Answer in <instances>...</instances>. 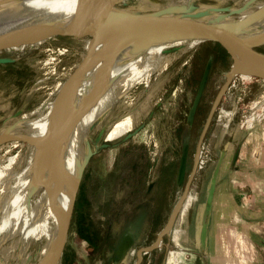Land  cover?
Listing matches in <instances>:
<instances>
[{"label":"rangeland","instance_id":"rangeland-1","mask_svg":"<svg viewBox=\"0 0 264 264\" xmlns=\"http://www.w3.org/2000/svg\"><path fill=\"white\" fill-rule=\"evenodd\" d=\"M144 1L149 7L142 10L136 9L134 12H147L174 4L171 0ZM123 2H125V6L117 7H129L133 0ZM195 4L198 7L207 5L225 7L234 6L235 2L233 0H196ZM176 5L182 4L171 6ZM88 40L89 36L85 34L64 32L52 35L38 48L24 47L19 52L10 46L0 51V57L14 60L10 63L0 64V131L14 119L39 105L58 82L64 81L81 54L85 53ZM190 44L192 41H183L178 46L168 48L163 52L162 56L168 58V63L162 72L156 77H152L147 85L140 82L132 86L118 101L105 107L99 117L90 125L86 133V141L82 143V161L89 152L92 154L83 168L64 247L57 264H70L74 258H81L83 246L80 239L82 236H90L93 241L105 244L104 240L107 237V233L104 232L105 223L109 217L107 214L112 215L113 212H117V143L128 141L126 143L128 147L121 150H128V152L133 150L134 155L139 151L141 161L145 160V163L147 161L146 171L135 168L134 176H130L127 181L133 183L132 189L134 188V190L142 191L144 189L146 183L144 185V182H141L143 174L148 175V179L154 177L152 172L155 168L151 167V164L155 160L161 164L168 163L162 164L163 178H171L174 175L176 166L171 164L178 160L184 167L185 177L189 173L202 122H200L196 133H189L188 129L184 128L180 136L174 135L173 130L178 126L180 120L178 112L182 111L184 106L189 103L188 94L186 95L189 93V88L185 85V79L193 64V59L195 64H200L202 58L206 63L210 54L219 53L213 44L201 42L181 52L184 46ZM260 50L264 52V45L260 47ZM231 64L230 58L226 59L225 65L220 62L215 63L207 93L208 106L226 81ZM239 75H235L229 81L203 140L204 147L211 153L213 161H215L216 149L224 144L233 146L239 152L249 149L255 154L258 147L264 143V80L258 78L255 81L254 79H243V77L240 79ZM231 84L234 85L229 88ZM247 86L250 87V91ZM253 104L257 105L254 111L250 109ZM125 115H130L132 118V126L128 132L133 133V136L125 139L127 132L114 140L106 139L112 124ZM9 141L11 140H2L0 145H7ZM105 143H108L109 146L103 147L102 144ZM17 150V147L12 148L8 155H14ZM142 152L144 155L141 154ZM3 153L4 148L0 150V155ZM173 154L174 157H172ZM127 155L129 154L127 153ZM124 158L125 156H123V160ZM140 167L144 168L142 164ZM198 172L196 170V174ZM125 173L123 172V175ZM230 177L232 178L231 173L228 175L229 179H231ZM131 179L133 181H129ZM241 184V177L236 178L233 185L234 193L247 192V188ZM161 189H166V185H163ZM137 195L140 196L136 192L134 196ZM173 195L175 196V193ZM143 218L145 219V217ZM112 219L117 229V222L127 228L126 226L137 218L135 216L134 218L123 217L117 220L116 216ZM144 219L140 220L144 222ZM238 219L241 218H234L233 221L231 219V223L236 227L245 224ZM250 222L257 227L264 225L263 221L253 220ZM136 224L139 227L141 222H136ZM158 225L162 226L163 224ZM85 228L89 232L86 230L84 232ZM118 235H126L133 239L140 234L129 232V234L120 233ZM155 235L156 232L151 235L150 239H153ZM238 235L241 246L240 234ZM255 235L257 238L260 236L261 241L258 239L259 243L254 242L253 251H255V256L263 258L264 233ZM108 236H114L117 240V232L108 234ZM8 244L9 241H6L2 246L6 247ZM36 244V242L31 243V248ZM116 244L117 241L113 246ZM17 253L16 249L11 252L12 255L7 264L15 263L14 257ZM109 253L113 254L111 251ZM80 262H82L81 259ZM0 264H2L1 260Z\"/></svg>","mask_w":264,"mask_h":264},{"label":"bare ground","instance_id":"bare-ground-1","mask_svg":"<svg viewBox=\"0 0 264 264\" xmlns=\"http://www.w3.org/2000/svg\"><path fill=\"white\" fill-rule=\"evenodd\" d=\"M108 1L110 0H91L88 5L71 1L61 5L56 0H16L13 5L0 9V19H5L0 22V27L42 16L62 18L68 14L79 15L104 6ZM233 1L235 5L229 6V11H217L203 6L191 10L188 16L192 20L213 24H231L238 18L251 14L264 3V0ZM171 2L187 4V0ZM146 7L149 6L144 0H133L124 10L134 12ZM231 10L238 14L233 15ZM255 30L252 34L254 37L264 34V21L257 25ZM51 36L23 37L13 42L11 47L19 52L24 47L38 48ZM96 40L97 35L90 34L85 53L81 54L64 81L58 82L39 105L23 113L0 131V137L12 138L7 145H0V150L4 148V153L0 155L2 264L8 263L14 249L18 250L14 264H47L53 250L52 244L60 224V216L68 207L66 195L81 166L82 143L86 141L90 125L105 107L118 101L132 86L140 82L147 85L152 77L159 75L168 63V58L163 57L162 53L179 44L139 42L121 49L118 44L107 43L94 53ZM195 42L184 46L181 52L191 48ZM241 64L245 68H254L247 61ZM239 74L243 79L250 77L243 72ZM93 92L96 94L87 99ZM70 103L71 115L57 146L52 168L55 184L51 186L50 177L44 167L45 149L50 135L59 126ZM256 106L252 105V111L256 110ZM131 126L130 115L117 119L107 132L106 139L114 140L124 135ZM16 147L17 152L8 155L11 149ZM6 241H9V244L3 247L2 244ZM33 242L37 244L31 248Z\"/></svg>","mask_w":264,"mask_h":264},{"label":"crops","instance_id":"crops-1","mask_svg":"<svg viewBox=\"0 0 264 264\" xmlns=\"http://www.w3.org/2000/svg\"><path fill=\"white\" fill-rule=\"evenodd\" d=\"M232 140L234 141L233 138ZM127 142L117 143V212L107 214L109 217L105 223V244L93 241L90 236H82V262L74 258L70 264H133L136 251L155 240L183 190L189 173L185 177L180 160L171 164L176 166L171 178H163L161 174L163 165L168 163L162 165L155 160L151 164V167L155 168L152 172L154 177L148 179V175L143 174L141 182H144V185L146 183L144 189H132L133 183L127 182L128 179L134 176L135 168L146 171L147 161H141L139 151L136 155L133 150L123 151L128 147ZM215 152V161L194 177L169 234L163 238L162 245L143 253L140 264H264V257L255 256L253 251L254 242L261 241L260 236L257 238L255 234L264 233V225L257 227L250 222H264V143L258 147L255 154L249 149L239 152L229 144L218 147ZM141 154L144 155L143 152ZM178 157L180 158L179 154ZM141 164L144 168L140 167ZM123 172L126 173L123 175ZM230 173L231 179L228 178ZM239 177L241 186L246 187L247 192L237 194L233 192V185ZM163 185H166V189H161ZM134 191L140 196H134ZM116 216L117 220L134 216L137 219L135 223L125 225L127 228L117 222L116 229L112 219ZM237 217L245 224L236 227L231 223ZM139 218L144 219V222ZM136 222H141V225L138 227ZM161 223L163 225L160 227L158 224ZM85 230L89 232L88 229L85 228L84 232ZM114 232H117V240L114 236H108ZM129 232L140 235L133 239L118 235ZM155 232V237L150 239ZM116 241L117 244L113 246Z\"/></svg>","mask_w":264,"mask_h":264},{"label":"water","instance_id":"water-1","mask_svg":"<svg viewBox=\"0 0 264 264\" xmlns=\"http://www.w3.org/2000/svg\"><path fill=\"white\" fill-rule=\"evenodd\" d=\"M61 5L71 1H76L80 5H88L91 0H56ZM16 0H0V9L13 5ZM196 0H188L185 5L166 6L156 10L147 12H130L117 6H125V2L118 0H110L104 6L97 7L93 11H87L82 14H68L62 18H49L42 16L28 20L25 22L10 24L7 27H0V51L23 37L36 35H58L63 32H71L76 34H96L97 40L93 47L95 53L102 45L107 43H115L119 48L125 47L133 43L147 42H176L196 41L195 43L214 42L219 44L232 60L230 70L226 81L218 90L211 104L210 110L200 130L197 141V147L193 156L192 167L186 178L183 190L175 202L169 216L163 227L157 233L155 240L148 246L141 247L136 251V259L133 264H140L143 253L150 252L162 245L163 238L169 234L173 223L177 217L179 210L183 204L185 197L189 191L190 185L195 177L197 168V159L200 146L207 134L209 125L212 121L214 111L224 95L229 81L239 73H246L250 77H256L264 80V52L260 47L264 45V34L254 37L255 27L264 21V3L254 12L245 17L238 18L231 24H213L204 21L192 20L188 14L191 10L199 8ZM211 9L217 11H229V6L214 7ZM233 15L238 14L232 11ZM4 17V16H2ZM1 17V18H2ZM5 19H0V22ZM92 52V53H93ZM14 61L12 58L0 57V64L10 63ZM243 61L251 63L254 68H245ZM77 71V70H76ZM207 72V71H206ZM206 72L196 92L193 107L196 106L205 83ZM75 74V73H74ZM72 74V75H74ZM96 92L91 93L87 99L92 98ZM72 104L68 105L65 114L62 115L59 126L50 135L44 154V167L47 175L50 177L49 184H55L52 178V168L57 146L61 133L69 121L71 115ZM133 136L128 132L125 139ZM2 140H11V137H0ZM23 141L22 139H18ZM103 147L109 146L108 143L102 144ZM92 152H89L85 159L81 162V166L73 180L72 187L67 193L68 207L61 214L60 224L58 226L55 238L53 240V250L47 264H57L59 262L67 231L73 211L76 194L81 182L82 172L85 164L89 160Z\"/></svg>","mask_w":264,"mask_h":264},{"label":"flooded vegetation","instance_id":"flooded-vegetation-1","mask_svg":"<svg viewBox=\"0 0 264 264\" xmlns=\"http://www.w3.org/2000/svg\"><path fill=\"white\" fill-rule=\"evenodd\" d=\"M209 56L210 57L208 58L206 63H205L204 58H202V61H200L201 62L200 64H195L194 63L195 61L193 59V62H192L193 64L191 65L190 70L188 72V76L185 79V85L186 87L189 88V93H186V95L188 94L187 96L189 99V103L184 106L185 108L182 111L178 112L179 113L178 115L180 116L179 124L173 130L174 135L176 137L180 136V133L182 132L184 128H187L189 133L191 132L196 133V131L198 130L200 126V122H202V125L200 127V130H201L204 124V121L207 117V114L210 110L211 104L215 98V97L213 98L211 104L208 106L207 93L209 90L210 76L212 75L215 63L220 62L221 64L225 65V60L223 59V57H219V53L216 55L210 54ZM205 72H206V78H205V83L203 86L202 93L200 95V98L196 106L193 107V102H194L196 92L200 86V83L203 79ZM196 147H197V144L195 146V150H196Z\"/></svg>","mask_w":264,"mask_h":264},{"label":"built area","instance_id":"built-area-1","mask_svg":"<svg viewBox=\"0 0 264 264\" xmlns=\"http://www.w3.org/2000/svg\"><path fill=\"white\" fill-rule=\"evenodd\" d=\"M239 77H240V79H242V77L240 75H239ZM249 79L250 80L254 79L255 81L258 80V78H256V77H249ZM233 85L234 84L229 85V88ZM247 87H248V90L250 91V87L249 86H247ZM251 108L252 107H250V109ZM211 157H212L211 153L209 152V150L207 148L204 147V143H202L200 146L199 154H198L196 170H198V171L204 170L210 162H213Z\"/></svg>","mask_w":264,"mask_h":264},{"label":"trees","instance_id":"trees-1","mask_svg":"<svg viewBox=\"0 0 264 264\" xmlns=\"http://www.w3.org/2000/svg\"><path fill=\"white\" fill-rule=\"evenodd\" d=\"M203 43H210L213 44L215 48L218 49L219 51V57H223V59L226 61V59L229 58L228 54L226 53V51L217 43L214 42H203ZM218 57V56H217Z\"/></svg>","mask_w":264,"mask_h":264}]
</instances>
